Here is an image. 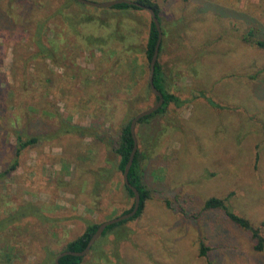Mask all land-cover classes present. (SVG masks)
I'll return each mask as SVG.
<instances>
[{"label":"rangeland","instance_id":"obj_1","mask_svg":"<svg viewBox=\"0 0 264 264\" xmlns=\"http://www.w3.org/2000/svg\"><path fill=\"white\" fill-rule=\"evenodd\" d=\"M152 1L166 85L185 103L138 124L151 198L82 264H264L251 232L204 207L228 198L264 237V0ZM151 22L145 9L0 0V173L18 133L39 138L0 181V219L25 203L44 214L0 231V264H54L89 223L133 206L115 150L131 109L156 104L144 54ZM69 125L96 134L68 133Z\"/></svg>","mask_w":264,"mask_h":264},{"label":"trees","instance_id":"obj_2","mask_svg":"<svg viewBox=\"0 0 264 264\" xmlns=\"http://www.w3.org/2000/svg\"><path fill=\"white\" fill-rule=\"evenodd\" d=\"M70 1L76 2V0H70ZM135 2L141 4L145 7H151L152 9H154L157 17L160 20L158 7L152 0H135ZM113 9L141 10L142 8H139L137 6L127 5V4H121V5H117V6L113 7ZM42 28H43V25H41V27L39 28V31ZM158 38H159V34H158L156 26L152 20V22L150 24L148 40H147L145 50H144L145 60L149 64V67H150L152 58L154 56L155 50H156ZM258 45L261 47H264V43H262V42L258 43ZM161 51H162V46L160 47V52ZM121 68L126 70L125 65H123V64H121ZM130 68H131V70H130ZM128 69L130 70L132 77H136V75L139 73L138 67L136 66L135 62H132V64L130 65V67H128ZM154 84H155V87L163 94L165 102H164L163 106L156 113H154L151 116H148V117L141 119L138 122V124L146 123L150 119L155 117L156 115L163 113L168 108V106L171 104L176 105L177 107H181L185 103L179 97H177L173 93L169 92L167 85H166V79H165L163 69L159 63V58H158V62L156 64V69H155V74H154ZM147 94H148L147 98L150 95L154 96L153 93L151 92L150 88H148ZM155 100L157 103L159 99L157 97H155ZM210 103L212 104V102H210ZM137 114H139V113H136L135 110L131 109L130 115H132V119ZM132 119L129 122H127L124 125V127L122 128L120 136H119V141H118V144H117V147L115 150L117 155L120 157L119 169L123 172V174H124L126 164L129 161L131 152L134 148V139L132 137L131 130H130V126H131L130 122L132 121ZM66 131L68 133L73 132V133L78 134V135L90 136V137L92 135L96 134V132H94L93 128H84L81 126L69 125L66 128ZM17 142L18 143H17L14 161L12 162V164L10 165V167L8 169H6L0 173V181L9 178L17 170V168L19 166V158H20L22 152L26 148L36 145L39 142V138L38 137H27L26 138L22 134L18 133L17 134ZM129 180H130V183L133 186H135L140 193V196H141L140 209L134 218H131L130 220H126V221L121 222L119 224H115V225L108 227L105 230L103 236L107 235V233L110 232L111 230H113L114 228L121 226V225L127 223L128 221L139 218L143 214V211L145 209V203L151 198V192H150V190H148L145 187V185L143 183V179H142V173H141V169H140V152H137V154L135 156L133 166L129 172ZM126 189L128 191V194L134 198L133 192L127 186H126ZM227 201H228V198L220 199V198L212 197L204 203L205 204L204 207L206 210H223L226 213V216L229 218L230 221H232L234 224L238 225L240 228L251 232L253 240H254V250L258 253H264V237L260 235V229L254 228L247 219L241 218V217L237 216L236 214H234L229 209V207L227 206V204H226ZM133 208H134V204L131 207V209L126 211L124 214L130 212ZM31 216L44 219L43 210L39 206L31 204V203L22 204L19 207H17L13 211V213L9 214L5 218L0 219V231L10 229L11 227H14L17 223H19L23 219L31 217ZM99 226H100V224L89 223L87 225V228L84 231V233L81 236H79L77 239L70 242L66 246L65 250H63L62 252H65V251L82 252L83 250H85L89 241L91 240L92 236L96 233ZM4 253H7V248L5 249ZM61 253H59V254H61ZM200 256L201 257H207L208 256V248H206L204 245L201 246ZM83 259H84V257L65 256V257L60 259V263L61 264H82ZM54 264H55V262H54ZM208 264H215V263H213L212 261H208Z\"/></svg>","mask_w":264,"mask_h":264},{"label":"water","instance_id":"obj_3","mask_svg":"<svg viewBox=\"0 0 264 264\" xmlns=\"http://www.w3.org/2000/svg\"><path fill=\"white\" fill-rule=\"evenodd\" d=\"M76 1L78 3L85 5V6H89V7H93V8H99V9H110V8H113L117 5L127 4V5L137 6L139 8L145 9L149 12V14H150L155 26H156L158 34H159L158 42L156 45V50H155L154 56H153L151 64H150L149 86H150V89H151V92L153 93V95L155 97H157L159 100L151 108L144 110V111L140 112L139 114H137L132 119V121L130 122L131 123L130 130H131L132 137L134 139V148L131 152L129 161L126 164L124 174H123V179H124L125 185L134 194V198H135L134 208L126 214H122V215H120V216H118L112 220H109L107 222L100 224L96 233L92 236V238L89 241L85 250H83L82 252H73V251L62 252L61 254H59L56 257L55 264H61L60 259L65 257V256L85 257L91 251V249L95 245V243L103 236L105 230L108 227L115 225V224H119V223L124 222L126 220H130L131 218H134L137 215V213L140 209V205H141V201H140L141 196H140L138 189L135 186H133L129 180V172L133 166L135 156L138 152L137 126H138V122L141 119L148 117V116H151L154 113H156L163 106V104L165 102L163 94L155 87V84H154V74H155L156 64H157L158 58H159L160 47H161L160 45L162 43V37H163V33H162V29H161V23H160L159 18L156 15V12L154 11V9H152L151 7H145V6L135 2L133 0H111V1H106V2H95V1H91V0H76Z\"/></svg>","mask_w":264,"mask_h":264}]
</instances>
